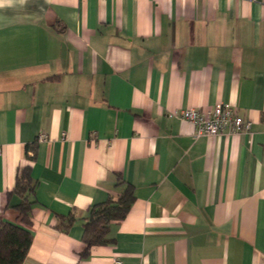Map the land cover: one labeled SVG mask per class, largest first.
<instances>
[{
    "label": "crops",
    "instance_id": "crops-1",
    "mask_svg": "<svg viewBox=\"0 0 264 264\" xmlns=\"http://www.w3.org/2000/svg\"><path fill=\"white\" fill-rule=\"evenodd\" d=\"M220 101L249 132L195 136L177 115ZM26 163L22 264H264V0H0V219L18 222ZM116 173L133 203L80 257Z\"/></svg>",
    "mask_w": 264,
    "mask_h": 264
},
{
    "label": "trees",
    "instance_id": "trees-1",
    "mask_svg": "<svg viewBox=\"0 0 264 264\" xmlns=\"http://www.w3.org/2000/svg\"><path fill=\"white\" fill-rule=\"evenodd\" d=\"M26 158L33 160L35 145L26 144ZM36 184L31 177L30 164L20 166L16 173L14 187L8 195L15 194L19 201L11 204L18 213V222L0 219V264H22L32 242L31 209L35 203L33 194ZM115 192L100 203L88 207L83 218L82 242L83 250L80 257L88 255L93 245L108 244L113 241L109 236V226L112 222L124 219L133 203L134 190L130 182L120 173L115 174ZM72 213L57 215L55 227L67 231L75 221Z\"/></svg>",
    "mask_w": 264,
    "mask_h": 264
},
{
    "label": "built area",
    "instance_id": "built-area-1",
    "mask_svg": "<svg viewBox=\"0 0 264 264\" xmlns=\"http://www.w3.org/2000/svg\"><path fill=\"white\" fill-rule=\"evenodd\" d=\"M177 115L194 126L195 136H215L223 133L238 134L249 132L251 120L238 113L229 102H217L209 108L186 107ZM40 139L45 138L40 134ZM111 264H122L120 258H112Z\"/></svg>",
    "mask_w": 264,
    "mask_h": 264
}]
</instances>
